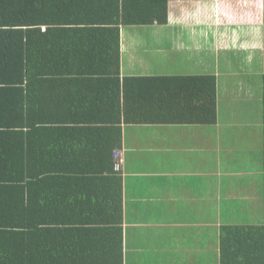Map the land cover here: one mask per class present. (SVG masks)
<instances>
[{"label": "crops", "instance_id": "crops-1", "mask_svg": "<svg viewBox=\"0 0 264 264\" xmlns=\"http://www.w3.org/2000/svg\"><path fill=\"white\" fill-rule=\"evenodd\" d=\"M261 1L254 0L252 10H247L240 0H168L165 25L119 21L112 25L116 14L107 13L109 6L103 9L104 3L94 4L98 17L111 20L88 27L113 28L119 34L120 80L215 77L219 117L212 126L127 124L118 109L121 96L118 102L117 95L110 94L108 61L113 60V37L107 38L104 49L90 47L104 62L82 61L78 64L82 67L57 69V74L66 76H58L54 82L40 72L44 67L39 65H47L46 57L70 55L74 48L76 54L82 53L89 50L84 47L93 38L70 30L55 42L58 47L47 45L48 49L39 47L35 36L27 41L19 37L0 40L12 44L0 47L1 59L16 65V71L4 70L9 86L22 101L38 107L26 118L30 127L25 128L21 118L19 123L24 124L17 128L14 139L6 137L7 144L16 145V162L24 163L33 176L28 181L35 189L33 199L41 196L50 208H63V214L71 218L100 221L105 233L119 227L122 199L125 264H129L127 254L131 260L139 259V264H220L217 245L221 226L227 223L219 222L216 228L220 185L215 186L214 176L223 172L215 166V153L229 134L244 136L249 122L261 123L258 77L264 22L251 18ZM92 36L97 41L106 39L102 34ZM60 49L63 51L57 53ZM28 63L36 75L30 81L17 67ZM115 150H121L125 160L121 180L113 173ZM3 152L7 154V147ZM24 197L27 200L26 194ZM256 197L262 196L248 198ZM209 207L213 220L204 222L199 215ZM210 248L213 251L207 253Z\"/></svg>", "mask_w": 264, "mask_h": 264}, {"label": "trees", "instance_id": "trees-1", "mask_svg": "<svg viewBox=\"0 0 264 264\" xmlns=\"http://www.w3.org/2000/svg\"><path fill=\"white\" fill-rule=\"evenodd\" d=\"M133 2L138 6L135 7L128 0H0V40L19 37L27 41L35 36L39 39L38 46H46L48 49L51 47L47 45L58 47L55 42L59 41L63 32L70 30L87 36V39L93 38L94 41L90 39L89 45L84 47L89 50L82 53L76 54L77 49L74 48L70 55L68 52L60 54L63 51L60 49L57 51L59 54L46 57L47 65H39L44 67L40 72L42 77L54 82L56 77L66 76L57 74V69L82 67L78 65L82 61L104 62L101 61L99 52L92 53L90 47L104 49L107 38L113 37L114 43L110 45L113 60L108 61L109 68L112 69L108 79L112 87L110 94H116L118 102L121 96V105L117 102L118 109L127 124L215 125L219 111L214 76L118 78L119 34L113 28L88 26L111 20V17L100 18L94 12V4L102 3L103 9L109 6L107 13L116 14L117 18L112 25L117 21L137 25L167 24L168 0ZM130 8L144 10L134 9L131 14L133 17L126 16V13H130ZM71 23L79 26L76 29L65 27ZM262 32L264 36V27ZM100 34L106 37L103 42L92 36ZM11 45L0 43L3 48ZM23 45L26 47L27 42ZM1 58L0 264H125L122 199L120 225L116 229L110 228L106 233L100 221H81L74 215L71 218L63 214V208H50L40 199L41 196L33 199L35 189L28 183L33 176L25 170L24 163L16 162V145L14 142L7 144L6 137L9 135V138L14 139L17 128H22L24 123L25 128L30 127L26 124V118L36 113L38 107L22 101V97L16 95L17 91L12 90L4 70L14 71L16 65H8ZM17 67L22 69L25 79L30 81L36 78L32 74L30 63L24 64L22 68ZM259 76L262 90L261 123L258 125L249 122L250 131L247 130L244 136L229 134L215 153V166L217 170L222 168L223 172L214 176L215 186L220 185V198L216 199V208L223 207L220 218H225L227 223L221 226L217 245L220 264H264V50ZM44 112L41 111L43 116ZM21 118L24 123H19ZM6 147L5 155L3 149ZM117 154L121 155L123 161L118 171L115 170ZM124 165L122 151L115 150L112 167L119 180L123 177ZM14 183L16 187H13ZM24 194L28 196L27 200ZM238 195H242L245 200L238 201ZM249 195L250 198L257 195L262 197L250 201ZM50 214L54 216L50 218Z\"/></svg>", "mask_w": 264, "mask_h": 264}, {"label": "rangeland", "instance_id": "rangeland-1", "mask_svg": "<svg viewBox=\"0 0 264 264\" xmlns=\"http://www.w3.org/2000/svg\"><path fill=\"white\" fill-rule=\"evenodd\" d=\"M240 1H241V4H242L243 8H245L247 10H252L253 4H254V0H240ZM251 18H256V19H260L261 18L262 21L264 22V0H262L260 2V5L259 6H256L255 7V9L253 11V14H251ZM197 179H202V177H198ZM186 180H187V177H186ZM196 185H206V184L205 183H198ZM236 198H237L238 201H240V200L243 201V199H244L242 197V195H238V197H236ZM249 200H250V198H249ZM221 209L223 210V207ZM221 209L216 208V212H217L216 213L217 214V216H216L217 217L216 218V224H217L216 228H218V223L219 222H223L225 220V218H223V219L220 218V214L222 212ZM208 210H209L208 212H201L200 215H199V218L200 219H202L204 217V219H203L204 222H212V220H213V217H212V213H213L212 207H209ZM218 214H219V216H218ZM211 251H213V249L210 248V249H208L207 253H210ZM205 252H206V250H205ZM126 262H128L129 264L130 263L131 264H136V263L139 264L140 263L139 259H136V260L133 259V260H131L130 257H129V254H127Z\"/></svg>", "mask_w": 264, "mask_h": 264}, {"label": "built area", "instance_id": "built-area-1", "mask_svg": "<svg viewBox=\"0 0 264 264\" xmlns=\"http://www.w3.org/2000/svg\"><path fill=\"white\" fill-rule=\"evenodd\" d=\"M116 157H117V162L115 165V170L118 171V170H120L123 161H122L120 154H117Z\"/></svg>", "mask_w": 264, "mask_h": 264}]
</instances>
